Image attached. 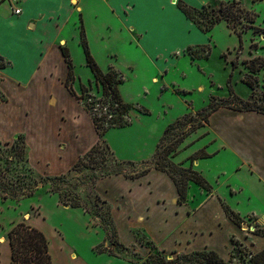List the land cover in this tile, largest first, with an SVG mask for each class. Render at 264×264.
<instances>
[{
    "label": "rangeland",
    "instance_id": "1",
    "mask_svg": "<svg viewBox=\"0 0 264 264\" xmlns=\"http://www.w3.org/2000/svg\"><path fill=\"white\" fill-rule=\"evenodd\" d=\"M184 1L199 9L205 5L203 12L216 16L213 10L217 12L219 3L229 5L232 0ZM236 1L239 3L232 5L229 11L221 12L225 15L224 20L207 32H201L192 22V25L186 26L181 18L176 20L169 18L165 12L157 13L155 16L158 21L155 24H141L142 29L150 26L149 31L152 33L148 34H153V42L146 44L150 51L144 53L146 57L142 59L136 53L130 55L134 48L126 46L129 41L126 31L120 32L118 28L110 27L107 35L110 39L108 52L111 51V54L108 56L104 49L95 45L94 36L97 33L89 30L87 38L91 44V54L95 55L96 58L92 56L103 72L114 71L121 80L118 89L122 102L128 105L127 109H123L115 100L102 96L101 87L95 83L94 75L86 65L81 46L75 43L71 53L73 77L68 80L67 88L90 118L81 115L82 120L74 130L77 143L72 141L75 135L66 137V150L70 148L69 158H73V152L79 144L100 143L116 161L131 163L122 166L126 174L146 168H160L164 164L162 168L169 176L179 180L182 170L188 169L190 164L192 170L196 171L194 161L190 162L189 157L202 150L206 152L204 148L211 145L208 150L210 153L217 143L224 142L216 147L240 144L241 148V143L246 141L252 147L255 158L257 149L263 152L258 155L264 157V114L229 109L242 103L264 106V66L254 73L248 69L252 59L264 62V0ZM249 17L254 18L253 23H249ZM209 25L205 21L200 26L205 28ZM96 32L102 31L99 29ZM188 43L197 46H187ZM48 61L44 75L32 76L26 92H15L7 83L17 76V69L0 75L3 78L0 79L3 92H0V100L8 99L10 103L3 114L13 121V133L18 130L24 132L9 141L0 140V264H8L10 260L7 233L20 222L37 228L46 236L53 264H143L150 254L166 259L169 252L155 249L139 231L136 232L137 246L126 247L120 243L111 213H107L109 205L101 202L102 197L98 196V200L95 198L98 195L95 184L92 186L89 182L94 173L101 175L99 169L103 164L100 156H94V162L89 168L82 167L72 173L68 171L57 175L64 177L58 186L61 197L40 183L46 176H40L38 168L33 171L28 166V150L32 154V166L36 160L50 157V153L42 149L39 135L51 140L58 126V114L61 112L67 118L80 113L82 109L67 93V72L63 61L56 56L49 57ZM36 62L33 59L29 66H20L18 72L22 74L20 78L23 81L30 78ZM110 62H113L117 72L109 67ZM4 66L5 63L0 59V67ZM246 80L253 82L251 88L244 83ZM81 85L86 87L85 93L81 91ZM214 106L219 108L205 122L202 121V117ZM190 116L195 120L188 124ZM39 118L44 120L40 122ZM94 118L100 119L101 130L105 132L103 136H98L91 124ZM177 122L180 125L167 137L163 147L174 143L192 125L195 127L201 122L202 127L190 132L165 160H154L157 145L166 129L175 126ZM120 125L122 128H118ZM226 156H221L219 160L216 157L206 158L205 164L198 168L204 170L198 173L211 188H217L215 196L229 210L239 216L246 215L250 208L258 210L260 207L240 189L245 185L255 186L257 179L244 174V177H248L244 183L240 177H234V170L240 165L238 156L234 153L228 156L232 158L230 160ZM82 157L76 159V162ZM93 166L96 168L92 169ZM240 171L247 173L242 167L238 173ZM249 171L254 172V167L251 166ZM192 187L200 191L196 186ZM110 193L112 199L115 196L113 188ZM63 194L69 196V201L77 200L81 207L74 209L64 204ZM3 196L6 199H2ZM203 198L198 195L195 206ZM111 206H114L113 203ZM218 214L216 207L210 206L208 218L214 219ZM240 221L238 227L249 234L250 227H253L251 220ZM244 224L248 227H243ZM167 229L155 228L145 234L157 247L164 248L174 242H182L173 236L166 240L171 228ZM255 233L264 236L262 230H256ZM215 234L210 242L200 238L198 241L204 242L192 248L198 250L207 246V250L217 251L226 264L247 262L249 253L253 251L250 246L232 239L229 244V238L223 232L218 236ZM121 238L127 241L125 237ZM183 246L178 249V253H187Z\"/></svg>",
    "mask_w": 264,
    "mask_h": 264
},
{
    "label": "crops",
    "instance_id": "2",
    "mask_svg": "<svg viewBox=\"0 0 264 264\" xmlns=\"http://www.w3.org/2000/svg\"><path fill=\"white\" fill-rule=\"evenodd\" d=\"M173 1L174 0H0V59L5 63V66L0 69V75H5L6 72L15 71L17 69V76L12 77V79H14L9 82L7 81V83L10 84L11 89L15 92H26V87L30 85L32 76L34 77L36 74L40 76L44 75L48 67L49 57L56 56L60 61H63L66 72H68L61 48L64 47L68 50L71 60L73 45L78 43L80 46L78 35L81 29L84 31L90 53L91 44L87 38L90 33L89 30L97 33L94 36L95 45L104 49L105 54L109 56L111 54V51L108 52L110 39L107 33L111 29L110 27H116L120 32L123 30L126 31V36L129 40L126 46H133L134 48L130 55L132 56L136 53L139 59L145 58L146 56L144 53L150 51L147 50L149 47H147L146 44L149 41L153 42V34L150 36L152 33L149 31V29H151L150 26H146L142 29L141 24H151L152 26V24L158 21L155 15L160 12H165L168 14L169 18L171 17L176 20H180L181 18L183 25H192V23L186 20L176 8L175 4L178 0H175V4ZM15 9L20 11L19 14L14 13ZM99 29L102 32H96ZM61 44H63V46ZM187 46L197 45L188 43ZM91 55H93V53ZM93 56L96 58L95 55ZM30 58L37 60V62L32 69L30 78L23 81L20 78L22 74L18 72V69L20 66H29V63L31 64L33 60H30ZM133 66L134 64L132 63V67ZM109 67L115 70L113 62H110ZM132 67L130 66V69L133 71ZM0 79L3 78L0 76ZM0 92H2L1 89ZM67 93L73 98V102H76V105L79 104L82 107L75 96L70 92ZM9 105L8 99L4 101L0 100V140L2 141H9L17 136L18 133H24L19 130L15 133L12 132L13 121L10 117L3 114L4 109L8 108ZM81 115L84 118H90L83 107L80 109V113L67 118L61 112L58 114V126L55 128L51 140L39 135L42 149L46 153H50V157L36 160L34 166L31 165L32 154L28 150L26 137L28 150L27 164L33 171H35L34 168H38L41 172L40 176H57L67 173L75 164L76 159L84 156L96 144L94 142L79 144L76 151L73 152V158H69L68 153L70 148L66 150V146L68 147V145L65 143V140L67 136L72 137L75 135L74 130L78 122L82 120L80 119ZM43 120L44 118H39L40 122ZM91 124H93L92 120ZM72 141L75 143L78 142L76 135L73 137ZM222 144H224V142L217 143L214 146V150L210 153L208 150H210L209 147L211 145L204 149H207L206 153L210 155L213 154L212 157H216L218 160L221 156H225V154L232 156V154L234 155L235 153L238 156V161L241 166H236V170H234L233 173L235 175L234 177H240L244 183H246L245 181L248 177L257 179L255 186L245 185L240 189L246 192L248 194V199L252 200L262 208V210L260 208L258 210L250 208L248 213L244 216H239L237 214L240 220H251L253 227H250V230L254 228L253 232L249 230V234L246 233L243 231V228H239L226 215L224 210L225 204L217 195V197L215 196L217 188L215 189L212 187L211 192H206L197 185L189 182L186 202L178 204L177 190L170 176L165 172L151 168L147 174L137 179H130L123 174H119L100 178L95 183V190L98 196L102 197L110 207L111 218L120 243L126 247L137 246L136 232L139 231L142 233L145 240L152 244L155 249H160V252H169V254L172 252L178 253V249L184 245L182 248H185L187 253H192L208 249L207 246H202L201 249L198 250H196L197 248H192V246L198 245L199 242H204L198 241L200 238H204L205 241L210 242L214 237V233L218 236L219 233L223 232L224 236L227 239L229 238V244L232 239L240 242L244 246H250L253 250L252 252L263 250L264 236H259L255 233L256 230L264 231V157L258 155H262L263 152L261 149H257V157L255 158L252 147L248 145L246 141L241 143L243 146L241 148L239 146L240 144H232L231 146L224 145V148L216 147ZM240 153L243 154V156ZM228 156H226L227 159H232ZM205 160L206 159H199L194 161L193 164L196 166L197 172L199 171L200 173V171L204 170L203 168H198L205 164ZM251 166L254 167V172L249 171ZM241 167L245 168L247 173L245 171H242V173L240 171L238 173ZM244 174L250 176L244 177ZM217 181H220V176ZM238 182L241 183L240 179ZM192 186H196L200 191L193 189ZM240 187H242V184ZM112 188L115 196L110 199V191ZM234 193L232 189V194ZM198 195L204 198L198 201V204L195 206L194 202H197L196 197ZM111 203H113V207ZM190 204L192 207H190ZM210 206L216 207L219 212L218 216L214 219L208 218ZM166 227L168 228L167 230L171 228L170 234L168 233L169 236L166 240L173 236L175 239L181 240L182 242H174L173 245H166L162 248L160 246L157 247L154 241L147 239L146 232L155 228L164 229ZM204 235L206 237H204ZM121 237H125L127 241H124ZM140 248L142 249L141 246ZM230 248L231 246L229 249ZM70 255L75 256L74 253Z\"/></svg>",
    "mask_w": 264,
    "mask_h": 264
},
{
    "label": "trees",
    "instance_id": "3",
    "mask_svg": "<svg viewBox=\"0 0 264 264\" xmlns=\"http://www.w3.org/2000/svg\"><path fill=\"white\" fill-rule=\"evenodd\" d=\"M239 1L233 0L229 5H225L224 2L219 3V7L217 12L213 10V14L215 15L209 16L205 14L203 11L205 10V5H202L201 8H195L187 4L182 0H178L176 2V8L178 11L184 16V18L194 24L201 32H207L214 27L215 24H218L221 20H224V14L221 12L229 11L232 5L238 4ZM205 21L209 22V26L203 28L200 25L203 24ZM249 23L254 22L253 17L248 18ZM79 44L82 48L85 62L87 67L91 70L94 75V81L101 87L102 96L106 98H110L115 100V102L122 106V108H128V105L122 102L121 95L118 89V85L121 84V80L117 78L116 73L114 71L111 72H103L100 67L95 62L94 58L92 57L89 47L87 44V40L85 38V34L83 29L80 30L79 33ZM61 52L66 63L68 72H67V79L65 82V86L67 88V82L69 79L73 77V65L70 60V56L68 50L64 47L61 48ZM264 66V62L260 61L259 59H252L249 61L248 69L250 72L254 73L260 70ZM3 67H0L2 69ZM248 85V87H252L253 82L246 80L244 82ZM69 92L72 94L71 90L67 88ZM81 91L86 92L87 89L85 86L81 85ZM74 96V94H72ZM219 106H214L210 109V111L202 117V121L204 122L207 120V117L216 111ZM229 109L237 112H258L264 114V106L261 105H251L250 103H242L241 105H235L230 107ZM195 118L190 116L188 124L193 122ZM93 125L95 128L96 133L98 136L104 135V130H101L102 127L100 125V119H93ZM180 123L177 122L175 126H171L166 129L164 135L162 136L160 142L157 145L156 152L154 155V160H165L172 152L176 151L177 145L181 143L190 132L202 127L201 122H199L195 127L193 125L190 127L189 131L184 133L179 139H177L174 143H171L165 147V141L167 137L174 132V129L179 126ZM118 128H122V126H118ZM101 144L97 143L94 145L80 160H78L72 168L69 170V173L76 171L79 168L85 167L89 168L90 164L94 162V156H100L102 159V167L99 169L101 175H96L94 173L91 175L89 182L93 186L96 181L100 178L114 176L123 174L125 177L130 179H137L141 176L147 174L150 168L143 169L142 171H132L130 174L124 173V169L122 166L130 165L129 162H118L116 161L110 153L104 147L100 146ZM212 155L206 153L204 150L197 153L195 156H191L188 158L190 162L199 159H206L212 157ZM157 164V163H156ZM165 167L164 164H161L160 168L154 167V169L166 172L162 167ZM96 166H93L92 169H95ZM172 181L175 184L178 198V204H183L186 202V194L188 188V182H191L197 185L200 189L211 192V186L206 182V180L197 172L193 171L191 168V164L188 169H183L180 179L175 180L173 176H170ZM64 181L63 176H46L41 179L42 185H47L48 190L53 194H58L61 197V193L59 192V184ZM66 198V199H64ZM95 198L98 200V195H95ZM2 199H6L5 196ZM62 202L64 204L69 205L70 208H79L81 205L77 200L69 201V196L64 195L62 196ZM103 204L107 205L105 200H101ZM224 210L226 215L238 226L241 221L240 217L234 213L233 211L229 210L228 207L224 206ZM107 213H110V209H107ZM110 218V217H109ZM112 220V219H111ZM264 232V231H263ZM115 234V233H114ZM233 241V240H232ZM237 242V241H235ZM7 243L10 248V260L8 264H53L52 257L49 251V243L46 236L37 228L26 225L23 222L15 224L7 233ZM103 253V252H102ZM174 255V257H172ZM242 255V254H241ZM114 257H120L115 256ZM168 258V259H167ZM145 263L143 264H226V262L217 254V252L213 250H203V251H196L192 253H176L172 252L169 257L163 258L162 256H155L149 255L146 259ZM245 264H264V249L259 252H250L249 258Z\"/></svg>",
    "mask_w": 264,
    "mask_h": 264
},
{
    "label": "water",
    "instance_id": "4",
    "mask_svg": "<svg viewBox=\"0 0 264 264\" xmlns=\"http://www.w3.org/2000/svg\"><path fill=\"white\" fill-rule=\"evenodd\" d=\"M173 3L175 4V0L173 1ZM243 227L247 228L248 226L247 225H243ZM254 228H251V231H253Z\"/></svg>",
    "mask_w": 264,
    "mask_h": 264
},
{
    "label": "built area",
    "instance_id": "5",
    "mask_svg": "<svg viewBox=\"0 0 264 264\" xmlns=\"http://www.w3.org/2000/svg\"><path fill=\"white\" fill-rule=\"evenodd\" d=\"M19 12H20V11H19L18 9H15V10H14V13H15V14H19Z\"/></svg>",
    "mask_w": 264,
    "mask_h": 264
}]
</instances>
